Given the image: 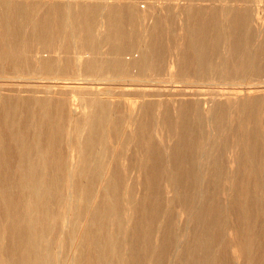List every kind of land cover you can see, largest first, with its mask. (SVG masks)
<instances>
[{
    "label": "bare ground",
    "instance_id": "bare-ground-1",
    "mask_svg": "<svg viewBox=\"0 0 264 264\" xmlns=\"http://www.w3.org/2000/svg\"><path fill=\"white\" fill-rule=\"evenodd\" d=\"M141 3L66 4L62 18L57 0H0V264H217L227 248L264 264V96L168 99L176 84L263 80L264 27L255 42L246 8L176 9L187 23L166 67L158 6ZM73 8L110 16L97 45L88 24L59 29L83 24ZM138 22L143 40L125 43Z\"/></svg>",
    "mask_w": 264,
    "mask_h": 264
},
{
    "label": "rangeland",
    "instance_id": "rangeland-1",
    "mask_svg": "<svg viewBox=\"0 0 264 264\" xmlns=\"http://www.w3.org/2000/svg\"><path fill=\"white\" fill-rule=\"evenodd\" d=\"M58 4L60 5V7L57 9L58 12H60V16L62 18H64L66 15L64 14L65 12V5L66 4H72L75 5L77 3L79 4H102V5H106V3H108V0H57ZM141 6L145 5L146 3H144L145 1L151 2V5H157L158 9H156L155 11H158L160 17H161V31L162 33L159 31L158 35H161V39H162V43H163V49L166 50V53L164 55V57L166 56V67L168 66V64L171 61H174V56L173 54L176 52L175 51V38H177L179 36L178 30L180 28V22H184L187 23L186 20H180V17L175 14L179 8H185V7H192V8H201L204 9L206 11H209L210 9H215L218 10V8L220 9H229V8H233V7H237L240 6V8L242 9H247V11L251 12V18H253V23H252V30H255V36H254V41L256 42L258 40L257 37V33L256 30L263 28L264 27V0H249V2L246 3V5L244 3H240V4H236L233 2V0H221V3H213L210 0H140ZM144 1V2H143ZM179 1V2H178ZM155 2V3H154ZM112 4V3H110ZM178 5H180V7H178ZM245 5V6H244ZM168 6V7H167ZM215 7V8H214ZM163 8V9H162ZM169 11H165V9H168ZM178 9V10H176ZM219 9V10H220ZM161 10V11H160ZM2 11V12H1ZM76 10L73 8L72 9V13L71 16L73 17V19H75L76 21H82L83 24L81 25H62L59 27V29H61L62 32H66L67 28L70 29L73 27L74 28H80L81 26H85L86 28L88 24L90 26V31H91V38H89L88 42L93 43V44H98L99 41L96 40V30L99 29L100 26V22L99 18H104V19H109V15L107 14H100V13H96V14H88V15H77ZM0 12L2 13V15H5V10L2 8H0ZM104 12V11H103ZM154 12V9L150 8V12H147L149 14L150 19H147V21L145 22V27L148 29L150 28L156 21V18L153 17V15H151ZM195 17H190L191 19L197 18L196 15L194 14ZM157 17V16H156ZM167 20H166V19ZM152 21V22H151ZM144 22L142 23H136L134 24V26L132 25H127V26H122V28L126 31V40L124 41L125 43L128 44H139V42H141V40H143L142 37L145 36V28H144ZM151 22V23H150ZM100 27V32L102 33V31H104L103 29ZM254 33V32H253ZM69 35V34H67ZM115 36V35H113ZM157 36V35H156ZM63 38H65L66 36L63 35ZM117 37V36H116ZM65 42H70L71 38L69 39H65ZM74 40H78V38H75ZM136 48V47H135ZM164 51V50H163ZM136 52V50L134 51ZM138 55V53H137ZM128 73L130 75V77H128L126 80L127 81H132L135 78H132L131 76H134L138 73V70H136L135 68H130L128 70ZM165 78V77H164ZM159 78L154 77V76H147L143 79H141L142 81H156ZM168 79V78H167ZM193 80V79H191ZM11 81L13 82H18L20 81L18 78H13L11 79ZM107 82L103 83V82H99L97 85H105L107 88H113L112 84H106ZM238 83L237 85H233V92L231 94H228L227 89L228 86L227 85H223V84H212L209 86H203L201 89V91L203 92H199L196 95L195 94H186L183 89L184 85L182 84H176L174 86V91L176 94H174V92H172L171 94H173L172 96H169L168 99L174 100L177 99L179 101H185V100H192V99H199L201 101H206L209 99H214L216 101H236L239 99H246V98H257V97H261L264 96V79L263 80H254L249 82L248 84H243V82H236ZM130 83H128L127 85H129ZM73 85H77V84H71ZM130 85H135V84H130ZM136 85H148V84H136ZM181 85V86H180ZM79 86V85H77ZM82 86V85H80ZM220 87V88H219ZM183 88V89H182ZM204 88V89H203ZM207 88L206 92L205 89ZM212 88V89H211ZM137 89V88H136ZM149 88H145L142 86L138 87V90L140 91H136V92H131L129 96H121L119 99L123 98L127 101V103H134V101L138 100L136 99V96H143L144 95V90H147ZM196 89V88H193ZM215 89V90H214ZM245 89V90H243ZM142 90V92H141ZM150 90H153L152 88H150ZM130 92V91H129ZM9 95H13V94H9ZM26 95H31L26 93ZM175 95V96H174ZM111 96V95H109ZM191 96V97H190ZM134 99H132V98ZM111 100H115L116 97H109ZM185 98V99H184ZM163 134V135H162ZM170 134L167 133L165 130H161L159 132V137L163 138V140L167 139V136H169ZM169 196H171V194H169ZM179 213V214H178ZM176 216H180L179 218V224L178 227L180 230H182L185 227L186 224V220H187V215H185L184 213H182V209L179 208L176 210ZM179 230V231H180ZM229 237H232V233L229 231L228 232ZM184 242V244H181L182 247H184L187 243H189L191 241L190 238V234L188 232V235H186L185 238H181ZM180 249H178L179 251ZM225 261L226 262H230L231 264H241V261H239L237 259V253L236 250L234 249H230L227 248V251L225 253ZM217 262V264H227L226 262Z\"/></svg>",
    "mask_w": 264,
    "mask_h": 264
}]
</instances>
